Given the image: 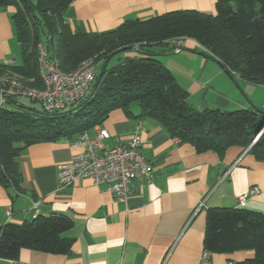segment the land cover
I'll use <instances>...</instances> for the list:
<instances>
[{"label":"crops","instance_id":"crops-1","mask_svg":"<svg viewBox=\"0 0 264 264\" xmlns=\"http://www.w3.org/2000/svg\"><path fill=\"white\" fill-rule=\"evenodd\" d=\"M215 2L72 0L65 10V20L73 30L104 32L126 19H146L181 9L213 14ZM12 11L13 7L0 10V63L19 64L21 48ZM179 48L174 51L171 41L166 48L157 45L151 49L173 72L193 107L202 112L253 106L264 109V85L232 75L238 89L227 71L193 38H181ZM122 55L134 56L137 52ZM128 110L130 114L121 107L111 109L85 132L94 138L98 128H105L109 136L103 139V145L109 148L125 143L138 131L140 151L152 165L150 180L134 178L135 190L124 201L115 200L106 184L95 185L88 178L59 186L56 166L77 150L72 145L74 139L27 145L15 158L19 188L0 182V222L22 223L36 214L70 217L73 224L61 235L71 239V247L67 253L21 248L17 259L0 257V264H233L253 256L251 249L208 252L207 257L201 254L208 208L227 206L264 212V160L236 145L222 155L213 150L197 152L191 144L169 135L156 119L139 117L136 102H131ZM253 185L259 192L240 203L238 197ZM6 209H10V219Z\"/></svg>","mask_w":264,"mask_h":264},{"label":"trees","instance_id":"trees-1","mask_svg":"<svg viewBox=\"0 0 264 264\" xmlns=\"http://www.w3.org/2000/svg\"><path fill=\"white\" fill-rule=\"evenodd\" d=\"M71 1L0 0V10L13 7L11 20L21 48L19 64L0 63V75L10 68L34 78L33 84L40 86L39 43L63 71L73 70L87 58L98 63L90 91L68 108L37 110L15 97L0 109V182L5 187L19 188L15 158L27 145L64 137L75 139L113 108L121 107L130 114L131 102L139 105V117L156 119L169 135L191 144L197 152L213 150L222 155L236 145L264 160V109H196L186 101V92L173 72L151 49L157 45L166 48L178 37H190L229 74L264 85V0H216L213 14L181 9L146 19H126L104 32L71 29L65 20ZM139 41L145 43L137 55L125 56L110 67L107 63L98 79L110 53ZM72 224L70 217L57 213L36 214L22 223L0 222V257L17 259L21 248L67 253L71 239L61 233ZM241 249H251L254 254L233 264H264V212L241 207L208 208L204 250Z\"/></svg>","mask_w":264,"mask_h":264},{"label":"built area","instance_id":"built-area-1","mask_svg":"<svg viewBox=\"0 0 264 264\" xmlns=\"http://www.w3.org/2000/svg\"><path fill=\"white\" fill-rule=\"evenodd\" d=\"M180 40V37L172 40L174 51H179ZM144 43H133L132 50L138 53ZM37 50L41 85H34V78L24 77L7 68L0 75V109L9 105L10 98L26 97L39 103L45 111L63 110L76 104L90 91L98 67L93 58L83 60L71 71H63L56 60L49 58L43 43L38 44ZM108 136L105 128H98L94 138L88 137L85 131L81 132L72 144L77 150L69 160L56 166L58 185L69 186L88 178L95 185L106 184L115 200L124 201L135 190L134 178L150 180L152 165L140 151V133L135 131L125 143L105 148L103 139ZM258 192V187L253 185L238 197V201L243 203L247 196ZM5 215L10 219V209H6ZM201 256L207 257L208 252L204 250Z\"/></svg>","mask_w":264,"mask_h":264},{"label":"rangeland","instance_id":"rangeland-1","mask_svg":"<svg viewBox=\"0 0 264 264\" xmlns=\"http://www.w3.org/2000/svg\"><path fill=\"white\" fill-rule=\"evenodd\" d=\"M126 51H132V49L124 50V51H121V52H119V53L114 54V55L109 59V61H108V67H110V66L116 64L117 61H118V58H122V56H123V55H122L123 52H126ZM19 56H20V55H19ZM156 58H157V57H156ZM157 59H158V58H157ZM18 60H19V59H18ZM158 60H159V59H158ZM242 94H243V93H242ZM243 97H244V95H243ZM18 100H19L23 105H25V106L32 107V108L37 109V110H39V109L41 108V106H40L39 103L34 102V101L30 100L29 98H26V97H18ZM227 110H233V109H227ZM253 142H254V141H252V142L250 143L249 146H251V145L253 144Z\"/></svg>","mask_w":264,"mask_h":264},{"label":"water","instance_id":"water-1","mask_svg":"<svg viewBox=\"0 0 264 264\" xmlns=\"http://www.w3.org/2000/svg\"><path fill=\"white\" fill-rule=\"evenodd\" d=\"M129 49H132V47L131 46H125V47H121V48H119V49H116V50H114L112 53H110L108 56H107V58L104 60V62H103V64H102V67L100 68V70H99V72H98V79L100 78V76L102 75V73H103V71H104V69H105V67H106V65H107V63H108V61H109V59L114 55V54H116V53H119V52H121V51H124V50H129ZM228 73V72H227ZM229 74V73H228ZM229 76H230V78L232 79V81L234 82V84L237 86V88L238 89H240V86L238 85V83L234 80V78L232 77V75L231 74H229ZM98 81V80H97ZM96 81V82H97Z\"/></svg>","mask_w":264,"mask_h":264}]
</instances>
